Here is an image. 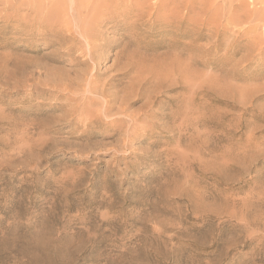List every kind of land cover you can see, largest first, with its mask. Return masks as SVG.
Listing matches in <instances>:
<instances>
[{"label":"rangeland","instance_id":"rangeland-1","mask_svg":"<svg viewBox=\"0 0 264 264\" xmlns=\"http://www.w3.org/2000/svg\"><path fill=\"white\" fill-rule=\"evenodd\" d=\"M81 1L0 0V264H264V0ZM92 7L96 85L129 66L83 126L55 40Z\"/></svg>","mask_w":264,"mask_h":264},{"label":"bare ground","instance_id":"bare-ground-1","mask_svg":"<svg viewBox=\"0 0 264 264\" xmlns=\"http://www.w3.org/2000/svg\"><path fill=\"white\" fill-rule=\"evenodd\" d=\"M70 3L72 2V0H69ZM74 1V0H73ZM84 1V2H83ZM92 0L88 1L90 3ZM98 1V0H97ZM112 1V0H111ZM162 1V0H161ZM160 1V2H161ZM81 2L85 3V0H82ZM95 2V1H94ZM192 2V0H191ZM60 3V2H59ZM62 3L64 2H61L60 5H62ZM83 3L82 6L84 5ZM98 3V2H97ZM162 3V2H161ZM58 4V2H57ZM85 4H88V3H85ZM149 4V3H148ZM54 5V4H52ZM56 5V4H55ZM54 5V7H55ZM59 5V6H60ZM68 5L69 6H72L69 4L68 2ZM93 5V4H92ZM160 5V4H159ZM64 6V4H63ZM80 7V5H78ZM81 6V7H82ZM62 7V6H61ZM68 7V6H66ZM66 7H63L65 10L68 8ZM75 8V6H73ZM73 7L71 9H69V11H71L73 9ZM77 7V6H76ZM78 7V8H79ZM83 7H86L85 5ZM101 7V6H100ZM99 5H98V8H100ZM57 8V7H55ZM63 8H61L62 12L61 14L64 15L65 17H67V15L64 14L63 12ZM96 8V7H95ZM94 8V9H95ZM51 9V8H50ZM77 9V8H76ZM83 9H87V8H83ZM101 9V8H100ZM53 10V9H52ZM55 10V9H54ZM59 10V9H58ZM82 10V9H81ZM80 9L78 10V14L80 15L81 12L79 13ZM87 11V10H86ZM86 11H83L82 10V13L83 12H86ZM89 11V10H88ZM98 11V9H97ZM49 12L52 13V11L50 10ZM54 12V11H53ZM60 12V11H59ZM95 14H96V11H94ZM94 12H93V7L91 8V12L88 14V17H83V15H81V20H80V26H79V31L76 32L77 34H79V38H80V42L79 44H76L75 42L73 41H76V36L74 35V31L72 32L69 28L67 29V27L69 26H64L66 27L65 31L67 33V35L65 37H62L58 40H55V42H57V44H62V43H70L67 45V47H63L62 49V52L59 53V55L57 57H61L64 53L69 57L66 59V61H68L71 66H73L74 70H73V74H75L74 77L70 78L68 76H65L67 78H60L61 80L57 81L55 80V83H57V85L59 86V88L61 89V96L64 95L65 92H68L67 94L69 96H71V99L73 102H77L78 103V106L76 107V110L73 111V112H76L78 116H75L77 117V122L81 123L83 126H87L89 124L92 123V121H103V119L105 118L108 119L109 118V115H110V112H111V108H112V103L116 102L117 101V96L115 94V92H109L108 90L110 88H115V87H118V86H121L123 84V82L121 81V77L126 73L125 72V69L127 70L129 64H122V66H120L121 68H118L117 71H116V75H114V77L110 78V80L108 82H105V83H102L100 86L99 85H96L97 81L95 80V77H96V70H97V67L99 66V61L100 59L104 56V53H103V49L106 48V40L103 38V34L101 33L100 31V24L103 23L102 20H99L97 18L94 17ZM55 13V12H54ZM52 13V14H54ZM57 13V12H56ZM73 13V11H72ZM71 13V14H72ZM93 13V14H92ZM60 14V13H59ZM59 14H57L59 16ZM87 14V12H86ZM45 15V14H44ZM56 15V14H55ZM57 15H56V19L57 18ZM60 15V16H62ZM75 15V14H74ZM73 15V16H74ZM62 17V18H65V17ZM71 16V15H70ZM67 19H69V17ZM96 16V15H95ZM141 16V15H140ZM40 17V16H39ZM45 17V16H44ZM47 17V16H46ZM45 19H48L46 18ZM42 18V17H41ZM50 18H53L52 16L49 17ZM61 18V19H62ZM54 19V18H53ZM60 19V18H59ZM65 18V20H67ZM72 19V18H71ZM75 19V18H73ZM72 19V20H73ZM64 20V19H62ZM72 20H71V23H72ZM55 21V19H54ZM53 21V22H54ZM75 21V20H74ZM73 21V22H74ZM51 22V21H50ZM57 23V22H56ZM65 23V22H63ZM62 23V24H63ZM66 23H68L66 21ZM76 23V22H75ZM78 23H79V20H78ZM60 24V23H59ZM54 25V24H53ZM68 25H71V24H68ZM61 28V26H59ZM63 27V26H62ZM57 32V31H56ZM72 41V42H71ZM78 42V41H76ZM70 45V46H69ZM75 51V53L73 52V54L75 55H72V51ZM125 52V49H123L122 51L116 53V54H110L112 56L115 57V65H119L120 62H122L123 59H125V56H124V53ZM128 60V59H127ZM17 61V60H16ZM24 64V63H23ZM37 65V64H36ZM78 66H81L80 69H78L77 67ZM84 67V68H83ZM77 68V69H75ZM164 68V67H163ZM32 69V67H31ZM72 71V70H71ZM123 71L125 73H123ZM164 71V70H163ZM172 71V70H171ZM28 72V71H27ZM70 73V72H69ZM128 73V72H127ZM146 73V72H145ZM166 75V74H165ZM59 76V74H57V77ZM70 76V75H69ZM44 80V79H43ZM155 80V79H154ZM106 81V80H105ZM51 82V81H50ZM131 82V81H130ZM53 83V82H52ZM100 83V82H99ZM128 83V82H127ZM54 84V83H53ZM98 84V83H97ZM130 84V83H129ZM144 84V83H143ZM154 84V82H153ZM172 84V83H171ZM49 85V84H48ZM139 85V88L137 89V91H135V88L134 87V84H132V92H128L130 93V96H137L138 95V92L141 90L140 88L141 87H145L144 85L142 84H138ZM157 85V89H160L162 87H164L163 85V82L161 81H158L156 83ZM53 86V85H51ZM155 86V85H154ZM56 87V86H55ZM53 87V88H55ZM100 88V89H99ZM79 89V90H78ZM99 89V90H98ZM59 90V89H58ZM82 91L83 93H85V95L82 96V98L80 100H82V102H80L79 100H77V98L79 96L75 95V92L76 91ZM121 90V89H120ZM64 92V93H63ZM161 92V91H160ZM123 93V92H121ZM59 94V92H58ZM66 95V94H65ZM66 95V96H68ZM123 95V94H122ZM128 95V100L129 101V97ZM81 97V96H80ZM79 97V98H80ZM120 97V96H119ZM135 98V97H134ZM120 101H126V97L124 99L122 98H119ZM122 99V100H121ZM124 103V102H123ZM125 104V103H124ZM152 104V103H151ZM123 104H121L122 106ZM92 106H96L97 108H92ZM152 106V105H151ZM75 107V106H74ZM120 108V106H119ZM86 112V116H82L83 113ZM124 112V111H123ZM116 114V113H115ZM71 115V114H70ZM118 115V114H116ZM71 117V116H70ZM70 120V119H69ZM58 122V121H57ZM69 122V121H68ZM107 123V122H106ZM121 126V125H120ZM124 135V134H123ZM118 142V141H117ZM122 144V143H121ZM126 151V150H125ZM95 221V220H94ZM88 228V227H87ZM98 228V227H97ZM99 229V228H98ZM103 233V232H102Z\"/></svg>","mask_w":264,"mask_h":264}]
</instances>
